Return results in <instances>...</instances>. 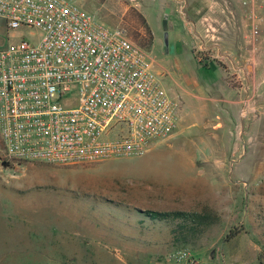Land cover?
Returning <instances> with one entry per match:
<instances>
[{"label": "rangeland", "instance_id": "1", "mask_svg": "<svg viewBox=\"0 0 264 264\" xmlns=\"http://www.w3.org/2000/svg\"><path fill=\"white\" fill-rule=\"evenodd\" d=\"M69 1L109 29H123L159 61L168 72L154 68L168 94L179 96L182 114L172 136L139 158L0 164V264H163L178 249L199 264H264V144L254 140L252 104L245 117L239 110L212 131L209 112L186 108V91L190 76L202 83L217 74L183 55L171 31L165 46L164 14L153 0ZM198 46L196 57L207 65L210 56ZM237 77L230 73L226 81ZM175 210H212L219 222L194 245H181L163 222L142 223L136 213ZM253 247L260 250L254 258H229V249Z\"/></svg>", "mask_w": 264, "mask_h": 264}, {"label": "built area", "instance_id": "2", "mask_svg": "<svg viewBox=\"0 0 264 264\" xmlns=\"http://www.w3.org/2000/svg\"><path fill=\"white\" fill-rule=\"evenodd\" d=\"M258 36L254 26L252 41ZM1 39L0 141L9 164L139 158L175 132L180 103L154 59L123 29H109L76 3L0 0ZM232 83L241 86L238 77ZM249 103L242 101L241 117ZM163 264L199 261L178 249Z\"/></svg>", "mask_w": 264, "mask_h": 264}, {"label": "crops", "instance_id": "3", "mask_svg": "<svg viewBox=\"0 0 264 264\" xmlns=\"http://www.w3.org/2000/svg\"><path fill=\"white\" fill-rule=\"evenodd\" d=\"M153 2L160 8L162 16L167 15L168 31L172 32L175 44L181 45V53L188 58L192 57L201 67L195 51L201 49L198 44L202 43L205 52L210 56L209 59H205L207 67L203 69H212L217 74L210 78L204 77L202 83L196 77L190 76L191 89L185 90L186 108L198 107L204 110V113L209 112L206 117L207 126L212 127V131H218L226 127L224 120L231 118V114L237 115L242 101L250 98L256 129L254 140L264 144V5L244 7L241 0H153ZM147 3L145 5L140 3L138 11L141 12L143 7L150 5ZM254 26H257L259 31L256 42L252 41ZM155 63H158L157 71L168 72L159 61ZM217 64L224 69H220ZM233 72L241 79L240 87L226 81ZM171 97L179 102L178 95ZM179 103L181 105V102ZM208 211L217 216L214 211ZM141 219L138 221L142 222ZM216 224L209 226L204 233L212 231ZM166 231L167 236L171 238V231L169 229ZM229 250H232L228 251L229 258L232 259L247 257L249 254L254 258L260 251L254 250V247L246 253Z\"/></svg>", "mask_w": 264, "mask_h": 264}, {"label": "trees", "instance_id": "4", "mask_svg": "<svg viewBox=\"0 0 264 264\" xmlns=\"http://www.w3.org/2000/svg\"><path fill=\"white\" fill-rule=\"evenodd\" d=\"M148 34H150V30ZM202 68L207 67L206 63L199 61ZM11 165V164H9ZM141 214L142 223L160 224L163 222L172 233V239L175 243L181 245H194L204 233L205 229L217 223V216L208 210L204 212L195 211H136ZM138 218V219H140Z\"/></svg>", "mask_w": 264, "mask_h": 264}, {"label": "water", "instance_id": "5", "mask_svg": "<svg viewBox=\"0 0 264 264\" xmlns=\"http://www.w3.org/2000/svg\"><path fill=\"white\" fill-rule=\"evenodd\" d=\"M162 27H163V31H164V44L165 46H167L168 44V26H167V15L163 16V21H162ZM1 161V166L3 168L7 167L9 165L8 162H6L5 160H3L2 158L0 159Z\"/></svg>", "mask_w": 264, "mask_h": 264}]
</instances>
